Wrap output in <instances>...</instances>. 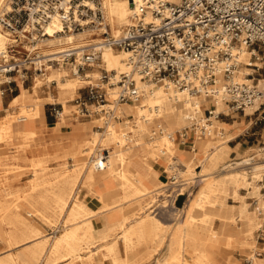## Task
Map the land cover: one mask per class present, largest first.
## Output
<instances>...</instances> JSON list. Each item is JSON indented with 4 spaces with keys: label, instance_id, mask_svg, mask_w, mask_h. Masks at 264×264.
I'll list each match as a JSON object with an SVG mask.
<instances>
[{
    "label": "bare ground",
    "instance_id": "1",
    "mask_svg": "<svg viewBox=\"0 0 264 264\" xmlns=\"http://www.w3.org/2000/svg\"><path fill=\"white\" fill-rule=\"evenodd\" d=\"M85 1V3L95 8L96 3ZM100 1L101 9L105 16L104 24L109 26L108 31L113 36L121 35L124 26L130 23V16L135 10L133 0ZM139 1L140 0H134L136 4H138ZM3 3L4 0H0V8L3 6ZM46 29L53 37L49 38L47 41L45 46L49 48L45 49L44 53L51 56H57L59 52L63 51L64 48L69 45H76L82 48L98 43L100 39V41L103 39L102 36L99 38L101 33H94L96 30L101 32L99 28H93L94 31L89 28L79 33L68 32L56 35L55 32L61 29V24L55 20L49 23ZM9 39L7 33L3 31L0 25V49L6 45ZM255 52L260 57L258 51L256 50ZM235 54H237L239 60L247 61L246 63L250 65L253 64V62L250 61L251 51L245 45L241 46ZM126 58L127 53L124 51L116 52L112 48H105L103 50L102 60L106 68L110 71L126 70L128 68ZM262 63L263 62L257 60L254 65L256 64L261 67ZM56 65H49L48 71L39 78V81L45 80L48 82L56 80L58 90L60 91L56 99H61L66 108L65 98L73 93L76 86L78 84H87L93 80H89V76L84 74L75 76L72 73L73 77L68 78V81L64 82L62 79L69 75V70ZM253 72V68L247 67L246 70H239L236 73V78L250 82L251 78H247L246 75ZM93 73L94 71L92 70L91 72H87L88 75H92ZM0 75L3 76L2 73H0ZM261 84H263V80H261ZM141 85L146 90L144 97L137 102L124 103L122 105L126 113H132L134 115L133 120L125 118L123 121L112 122L107 126L104 132L96 130L90 137L84 138V143L78 139L79 134L73 132L74 137L71 139L72 143L69 146L67 155L76 159L77 163L73 166H67L62 173H56L53 179L43 180V182L50 181V183L53 184V194L51 195L49 193H39L35 195L34 191L37 189V186L41 184L40 182L38 183L37 178L36 183L30 187L31 191L25 196H22V199L27 201L30 208H32L28 216L23 214V208L19 202L9 203L4 201L0 204V210L3 211V216L0 219V236L7 242L8 247L7 250L0 253V264H102L104 259H109V264L140 263L144 260L141 257L143 249L145 250L144 247L155 241H158V244L162 245L165 238L164 232L170 227V224L163 222L154 214V209L147 211L152 205L146 207L143 212H139V215H136L133 209L128 210L125 208L127 202L141 198L153 191H157L156 193L159 196L164 195V197H167L169 195V193L163 189L168 183L163 184V182L158 180L159 172L154 168L153 161L165 164L164 167H166L168 171H173V173L174 171L179 172L180 175L178 176H180V178L184 176V180L186 179L187 181L196 177H202V180L205 181L204 184H206L205 188L208 189V191H202L194 198L190 197V203H187L186 206H184V204L182 205L184 206L183 212L187 211L189 213L188 218L183 222H178L173 228L171 236L168 235L170 236L168 253L165 254L166 256L161 262L159 261L160 264H168L169 259L172 258V261L174 258L177 261L181 260L182 264H191L183 257V251L184 249L193 250L188 244V242L191 243L190 240L193 237L196 239L204 238L203 236L193 233V228L198 226L196 224V214L198 213L197 215L202 217L200 218V223L206 225L212 217L211 213L206 210L210 205L211 194L216 190H220L222 185L227 182H231L236 188H241L245 182L246 171L242 168L224 172L220 177L212 178L210 177L212 172H209L211 169L210 162L202 169L205 173H201L202 170L196 171L190 161L185 158H180V154L183 153L184 150L177 148L175 146L176 140L169 138L167 133L163 136H159L160 142L166 145L168 151L177 152V160L174 162L171 156L169 159H164V162H162L161 159L163 157L156 153L157 148L155 146L158 142L151 139L153 138L151 133L154 132L153 128L156 125L155 119L159 122L168 124L172 129L171 132L175 134L174 130L176 128L179 129L183 127L185 123L190 122L191 113L194 111L196 113L198 111H204L201 105L205 99L203 98L202 100L200 97L192 96L187 90L175 89L174 85L169 80H162L158 83L144 81ZM22 89V92L15 96L10 104V108L18 106V110L10 111L8 110L9 108H6L8 112L0 121L1 141L2 138L4 139V137H7L8 139V136L10 137L11 134L16 132V130L12 129L14 123L19 121L32 122L36 118L43 117L42 103L37 101L28 103V90L24 87ZM208 102L209 101H206V103ZM214 103L215 115L211 116V119L218 118L216 114L225 110L226 107L228 108L225 100L220 97L216 98ZM1 106L2 96L0 91V108ZM64 107L61 115L57 119L58 122L55 124V127L58 129H62L66 124V122H64ZM257 107L258 103L247 107L246 113L254 111ZM158 129H163V131H165V128H163L161 124H159ZM229 130V123L219 119H213L211 121V134L208 135L210 137L198 138V140L195 141L194 151L198 149L203 150L205 152L203 160L214 156L218 157L224 164L228 161L226 150L229 149L230 145L228 142L232 139V137L228 136ZM18 132L25 134L26 137L38 135V131L34 128L23 129ZM145 134H148L150 138L147 139L144 136ZM126 139H129V141L131 140L135 148L133 147L132 149L130 146L124 148L123 146L126 144ZM98 142L105 146L102 149L109 150V154L106 156L108 159H103L102 152L97 153V158L95 160L93 158L91 159L94 150L90 149L89 145L92 144L93 146ZM112 146L114 147L113 149ZM134 149H137L138 153L133 154V157L130 158ZM141 151H143L142 153L144 155L146 153L150 154L152 159H150V161L146 160V158L142 161L136 159L134 156L137 154L139 155ZM163 151L165 150H162V152ZM137 160L139 161L137 162ZM252 163L253 166L250 168L251 171L259 173L264 170V158L255 159V157L232 162L224 165V168L232 164L234 166H240L242 164ZM98 171L100 172L98 173ZM138 174L140 176H138ZM188 174H191V176L185 178ZM82 175L84 181L91 186L98 180L103 179L108 188L107 193H112L116 189L110 188L109 185L118 182V186L122 188L123 192L116 198L117 201L115 202L104 201L103 195H96L100 203L97 207H91L85 199L86 195H79V190H76V185L80 178H82ZM260 175L259 173L258 176ZM144 180H149L150 183L154 185V189L146 186ZM186 182L184 181L182 184ZM159 183L162 184L158 185ZM171 184L174 185L173 182H171ZM49 198H54L55 204L50 205L48 203ZM182 206H177L176 209L179 210ZM49 207L50 211L48 212L46 209ZM108 213H113L116 216L115 222H110L108 220ZM40 215L48 218L47 221L53 223L54 226L55 218L52 217L61 215V221H59L62 225L61 232L59 234L46 232V228L33 218V216ZM102 216H106L105 221L102 219ZM4 224L8 225L7 228L3 227ZM217 231H221V229H217ZM228 238L230 239L231 235H229ZM120 240L124 244L123 254L120 253ZM205 243L207 246L212 244L207 240ZM20 247H23L24 250L19 253L13 252V248ZM140 247H143V249ZM103 248H105V251L102 252V258L97 261L96 254L98 251H102ZM204 257H207L206 252L198 257L197 261H206ZM258 264H260L259 261Z\"/></svg>",
    "mask_w": 264,
    "mask_h": 264
},
{
    "label": "built area",
    "instance_id": "2",
    "mask_svg": "<svg viewBox=\"0 0 264 264\" xmlns=\"http://www.w3.org/2000/svg\"><path fill=\"white\" fill-rule=\"evenodd\" d=\"M72 2L10 0L11 6L0 15V23L12 33H20L32 47L23 52L18 47L21 39L17 35L0 49V73L7 77L6 83H13L17 76L27 80L33 76L32 68L43 73L51 61L69 65L74 75H81L99 62L105 48H112L127 53L128 68H103L97 81L87 83L84 93L73 99L70 115L75 119L100 115L106 124L116 121L124 103L137 102L145 95L142 82L162 80L171 81L174 87L187 90L190 95L221 97L233 111L245 112L258 103L252 113L258 111L257 119H264V78L254 76L250 82L237 79L243 62L235 54L245 45L251 49V57L264 60V0H140L138 4L133 0L131 21L119 36L111 35L104 24L101 4L95 8L87 3L76 4L74 8ZM53 20L61 24L57 33L92 26L101 29L103 39L82 48L69 45L58 56L45 55L37 44L51 36L46 26ZM260 48L261 57L255 52ZM84 75L90 76L86 72ZM62 110L63 106L60 109L53 104L52 114L56 118ZM208 113L197 124L202 135L211 134L210 118L215 113L213 109H208ZM168 137L176 139L172 132ZM170 178L174 184L179 176L174 172Z\"/></svg>",
    "mask_w": 264,
    "mask_h": 264
},
{
    "label": "rangeland",
    "instance_id": "3",
    "mask_svg": "<svg viewBox=\"0 0 264 264\" xmlns=\"http://www.w3.org/2000/svg\"><path fill=\"white\" fill-rule=\"evenodd\" d=\"M87 1H92V2L94 1L96 4L98 3L99 5L101 4L100 0H87ZM85 2H86L85 0H73L72 3L74 8H76V4L82 5ZM10 6H11L10 0H4L3 6H1L0 8V10H2L0 11V15L3 13V11L9 9ZM55 21L59 22L58 20ZM1 26L3 31H5L8 37L10 38L7 41V43L13 42L15 36L19 35L21 39L19 41L20 43L19 42L16 43H19L18 47L23 52L26 51V48L30 49L32 47L31 46L32 44L29 43V41L26 38L22 37L20 33L14 34L8 31V29H6L5 27H3V25ZM89 28H91V30L94 31V29H92V26L86 27V29ZM82 31L81 30L76 31V33ZM94 33L100 34L101 32L96 30L94 31ZM55 34L60 35V34H65V32H60V33L56 32ZM101 36L102 34L99 35V38H101ZM51 37L53 36L48 37V39L46 40H41V42L37 44V48L40 50L41 53L45 54L44 50L49 48L45 45L47 44V41ZM66 48H64V50ZM114 50L116 52L121 51L117 49ZM257 51L261 57L263 54L262 53L263 48H260ZM257 60L259 62H263L261 67L258 65L260 67L259 70H257L256 66H254V63ZM241 61L243 62V64L239 67L238 71L246 70L247 67L254 69L253 74H251L250 76L246 75L247 78H252L254 76L260 79L264 78V60L257 59L255 58V56L252 57L250 56V61L253 62L252 65H247L246 63L247 61L246 62L243 60ZM55 63H56L55 61H51L48 62L47 64L49 65L57 64L56 66H60L62 68L69 70V75L65 76L62 79V81L67 82L68 78L73 77L72 70L69 65H61ZM103 68H106V66L101 57L99 62L94 67L88 68L86 71H84V73L91 72V70L94 71V73L90 75L88 79L93 80L95 82L97 81L99 75H101ZM47 69H44L43 73H45ZM30 72L32 73L33 76H30L27 80L22 81L17 76L16 80L10 84L5 82L6 79L4 74L3 76L0 75V91L3 99L2 107L0 109V118L4 117L7 114L8 110L10 111L18 110V106H14L12 108H9L8 110L6 108L9 107L10 100L15 95L22 92L23 90L22 88L24 86L34 93V94L32 93L33 95H30L28 92V99H29L28 103H33L36 101L44 103L43 109H44L46 124L48 123V126H51V124L55 125L56 121H58L57 120L58 118H56L52 114L53 104H55L56 107L60 109L64 105V102L61 99L54 98L58 96V91H59L57 87V81L53 80L50 83H48L45 80L39 81V78L42 76L41 75L42 73L34 72L33 68L31 69ZM255 81H257V79ZM86 85L87 84L85 83L78 84L74 89L73 93L71 95L69 94L65 98L66 99L65 103L67 107L66 108L64 107L65 110L64 122H66V124L62 127L64 132H61L62 129L57 130L58 132L62 133L59 134L62 136L61 138H56L54 137V135H49V133L53 131L49 127L44 129L45 131L44 133L38 132V135L32 137L29 136L26 137L25 134L17 132L18 126H21L24 123V121H22V122H16L14 123V126H12V129L16 130L15 133L11 134L10 137L8 136V139L7 137H4V139L2 138V141L0 140V201H1L0 204H2V202L4 201L9 203L19 202V204L23 208L22 209L23 214L28 216V213L32 211V208H30L29 203L27 201L22 199V196H25L28 192L31 191L30 187L36 183L37 178H38V183L40 182L41 184L38 185L37 189L34 191L35 195L39 193H49L50 195L53 194V188H52L53 184H51L50 181L43 182V180L53 179L56 173L58 174L62 173V171L65 168H67V166L69 165L73 166L75 163H77L76 159L71 158L69 155H67L72 140L68 139V137L65 136L69 134L70 129H72L73 123L87 122L86 124L89 126V128L86 131L79 134L78 137V139L84 143V138L90 137L93 134V132L96 130L100 132H104L107 126L112 122L123 121L125 118L133 120L134 115L132 113H126L123 107H122L121 117L118 120L111 121L108 124L104 123V120L100 117V115H94L93 117L84 118V119H75L72 115H70L71 110L74 108L73 99L76 98L81 92L84 93L86 89L85 88ZM33 86H35V88ZM175 89L183 90L176 87ZM49 91L54 95V97L47 99L46 95H48ZM111 95L112 93H110L109 98L113 97V95L112 96ZM192 96L200 97L202 98V100L203 98L205 99L201 105L202 110L204 111L203 112L198 111L197 113L194 111L193 113H191L192 116L189 123H185L183 127L179 129L176 128L174 130L175 132L174 135L176 137L175 146L179 149L184 150V152L180 154V158L191 159L194 157V155L197 152L196 158L191 162L193 164V167H195L196 171H200L203 169L204 166H206L210 162L209 164L211 169L209 170V172H212L210 174V177L212 178H218L224 172L234 171L242 168H244V171L246 172H245V182L241 188H236L231 182H227L222 185L220 190H216L213 194H211L210 203H209L210 205L206 208V210H208L211 213L212 217L210 218L209 222L206 225L200 223L201 220L200 218L202 217L197 215L198 213L197 214L195 213L197 216L196 224L198 226L193 228V233L203 236L204 238L196 239L193 237L190 240L191 243L188 242L189 246L192 247L193 252L191 250L184 249L183 257L186 258V260L191 264H203V263L204 264H224V263L225 264H255V263L258 264V261L260 262V264H263V260H257L256 256H260V257L264 256V170L262 172H259L261 175L258 176L259 173L251 171L250 169L253 166V163L242 164L240 166H234L232 164L226 168H224V165L230 164L235 161H242L250 157H255V159L264 158V119L263 120L257 119L259 117L258 111L255 113H252L253 111L248 113H246V111L245 112L233 111L232 109H230L228 105V108L226 107L225 110L220 112L218 118H213L214 120L219 119L230 124V130L228 132V136L232 137V139L229 140L228 143L230 147L229 149L226 150L228 154V161L223 164V162L220 161L218 157H214V156L210 157L209 159L206 158L203 160V158L205 157V152L201 149L194 151L195 141L198 140V138H207L210 136L202 135L199 132L200 127L197 126V124L200 121H202L203 118L209 116L208 109H213V110L215 109V103H214L215 99L214 97L204 96V95L202 96L192 95ZM206 101L209 102L206 103ZM213 119L210 118L211 121ZM155 120H156L155 121L156 125L153 128L154 132L151 131L152 132L151 135L153 136V138L151 139L156 140L158 142L155 146L157 148L156 153L158 155L160 154L163 156H167L165 159H169L172 156V160L176 162L177 152L168 151L166 145L161 144L159 137L165 135L166 133L168 134L169 132L172 131V129L171 127L168 126V124L159 122L157 121V119ZM39 121L40 119L36 118L35 120H33V123L37 122L38 125ZM159 124H161V126L165 128V131L163 133L159 132L158 129ZM66 130L69 131L66 132ZM155 131L157 134L155 133ZM144 136L147 139L150 138L148 134H145ZM133 144L134 143L131 142V140L129 141V139L128 140L126 139V144L123 147L126 148L130 146V148L133 149L134 147ZM104 147L105 146L102 145L100 142H98L96 145L93 146L92 144H90L89 148L94 150L91 159L93 158L95 160L97 158L96 155L98 152L100 153L102 152L101 153L102 156H104L105 154L108 155L109 150L102 149ZM26 148L28 151L26 150ZM113 148L114 147L112 146V149ZM162 150H165L166 154L163 153ZM142 152L143 151H141L139 155L137 154L134 157L141 161L144 160V158H146V160L149 161L150 159H152V157H150V154L146 153L144 155ZM136 153H138V150L134 149L132 152V156H130V158H132L133 154ZM26 154L30 155L31 158L28 159L26 157ZM139 160H137V162ZM161 161L164 162V158H162ZM152 163L154 165V168L159 172L158 180L163 182V184L168 183V185L163 189H165L167 193H169V195L167 197L166 196L164 197V195L159 196L156 193L157 191H153L144 195L141 198L127 202L125 204V208H127L128 210L133 209V212H135L136 215H139L138 214L139 212H143L146 207L152 205L147 211H150V209H154V214H156L163 222L170 224V227L166 232H164L165 238L162 245H159L158 244L159 242L155 241L153 243L148 244V246L144 247L145 250L143 249V247H140L141 249H143V253L141 257L144 260H142L140 263L137 264H160L161 260H163L164 257L166 256L165 254L168 253V243L173 228L178 224V222H183L188 218L189 213L187 211L183 212L184 206H186L187 203H190L189 200L190 197L194 198L202 191L204 192L208 191V189L205 188L206 184H204L205 181L202 180V177H196L194 179L187 181L186 179L184 180L183 178L184 176H182L181 178L179 176L178 182L172 185L170 176L173 173V171H168L166 167H164L165 164L161 162L153 161ZM99 172L100 171H98V173ZM202 172L204 171L202 170L201 173ZM176 173L180 175L179 172ZM138 176L140 175L138 174ZM190 176L191 174H188L185 176V178ZM184 181L187 182L182 184V182ZM79 183L80 182L78 181L77 184ZM144 183L149 188L154 189V185L150 183L149 180H144ZM161 184L162 183H159L158 185ZM109 187L116 188L112 192L113 198H115L112 199V201L115 202L117 201L116 198H118L120 194H122L123 190L121 187L118 186V182L111 183ZM79 189H81V191ZM76 190H79L78 193L79 195L81 194L84 195L85 193H87V195L85 194L86 197L89 196V194L95 195V192L92 189L90 190L85 186L82 187L81 185H78ZM181 196H183L182 200H181ZM48 203L50 205L55 204V199L49 198ZM183 204L184 206H182ZM229 204L236 205L233 213L231 210L232 208L229 206ZM242 204H244L246 211L243 210V212L240 213L239 206L237 205H242ZM177 206H182V208L177 210L176 209ZM46 210L49 212L50 207ZM2 216H3V211L0 210V219L2 218ZM33 218L36 219L44 228H46V232L52 234H59L62 230V225L59 222L61 221V215L52 217L55 218L54 219L55 226L53 225V223L47 221L48 218L43 217L42 215L33 216ZM102 219L105 221L106 216H102ZM7 226H8L7 224H4L3 227L7 228ZM217 229H221V231H217ZM230 231H232L233 236L231 235V238L229 239L228 236L230 234L226 232H230ZM206 240L211 242L212 244L207 246L205 243ZM190 244H192L193 246ZM7 248H8L7 242L0 236V252L6 250ZM119 248H120V253L123 254L124 244L121 240L119 241ZM13 250L16 253H19L23 251L24 248L20 247ZM103 251H105V248H103L102 251L100 250L97 252L96 254L97 261H99L102 258L101 255ZM205 252L207 253V257H204V260L206 261L203 262L197 261L198 257L202 256V254ZM171 259H169L168 264H182L181 260L180 261L178 260L179 261L178 262L174 258L172 261ZM109 263H110L109 259H104L102 262V264H109Z\"/></svg>",
    "mask_w": 264,
    "mask_h": 264
},
{
    "label": "crops",
    "instance_id": "4",
    "mask_svg": "<svg viewBox=\"0 0 264 264\" xmlns=\"http://www.w3.org/2000/svg\"><path fill=\"white\" fill-rule=\"evenodd\" d=\"M47 71H48V69H47ZM46 71V72H47ZM45 72V73H46ZM44 73H42L41 75H43ZM5 79H7L6 77H5ZM53 80H51V81H48V83H50V82H52ZM56 81V80H55ZM2 82V81H1ZM3 83V82H2ZM24 87V86H23ZM34 88H35V86H33ZM33 87H32V89H33ZM49 87V86H48ZM24 88H26L27 90H28V92H29V94L30 95H33L34 93L31 91V90H29L27 87H24ZM33 93V94H32ZM59 91H58V96H59ZM20 94V93H19ZM19 94H17V95H19ZM17 95H15V96H17ZM2 96V95H1ZM14 96V97H15ZM50 96H53L54 97V95L52 94V93H50V91L48 92V95H46V98L47 99H50L51 97ZM57 96V97H58ZM13 97V98H14ZM57 97H54V98H57ZM13 98L10 100V103H9V107H7V108H10V104H11V101L13 100ZM2 102H3V99H2ZM44 103H42V105H43ZM2 107V106H1ZM63 107H64V105H63ZM12 108V107H11ZM1 109V108H0ZM1 118H3V117H1ZM1 118H0V120H1ZM40 119V121H39V123H38V125H37V122H34L33 123V121L32 122H29V121H24V123H23V125H21V126H18V129H17V132L18 131H22L23 129H35L36 131H38L39 133H44L45 131H44V129H46V128H51L53 131H51L50 133H49V135H54V137H56V138H61L62 136L61 135H59V134H62L61 132H64L63 131V129H62V131L61 132H58L57 130H58V128L57 127H55V125H53V124H51V126H48V123L46 124V120H45V115H44V109H43V117L42 118H39ZM19 122H22V121H19ZM42 122V123H41ZM56 122H58V121H56ZM77 122V121H76ZM87 122H79V123H73L72 124V129H70V132H69V134L68 135H65L66 137H68V139H72L73 137H74V133L73 132H76L77 134H81L82 132H84V131H86L88 128H89V126L86 124ZM22 129V130H21ZM69 130H66V132H68ZM232 147V146H231ZM163 153H165L166 154V152L165 151H163ZM192 153V152H191ZM164 154V155H165ZM164 159L167 157V156H163V155H161ZM26 157L28 158V159H30L31 158V156L30 155H28V154H26ZM196 158V154L194 155V157L193 158H191V159H187L188 161H190V162H192L194 159ZM104 175V174H103ZM81 180V181H80ZM79 180V184H77L76 185V189H77V187H78V185H81L82 187H87L88 189H92L94 192H95V195H103V200L104 201H108V202H112V199H113V195H112V193H107V191H108V188H107V185L105 184V182H104V180L103 179H100V180H98L97 182H95V183H93V185L91 186L89 183H87L86 181H84V179H83V177L81 178ZM80 191H81V189H79ZM105 192V193H104ZM86 195H87V193H85ZM95 195H90L89 194V196H85L86 198V200H87V202L89 203V205L91 206V207H97V205L100 203V200H99V198L97 197V196H95ZM229 206L232 208L231 210H232V213L234 212V208H235V206L236 205H234V204H229ZM237 206H239V212L240 213H242L243 212V210H245L246 208H245V206H244V204H242V205H237ZM246 211V210H245ZM107 217H108V220L110 221V222H115L116 220V216L113 214V213H108L107 214ZM233 230V229H232ZM226 233H228V234H230V235H232V231H230V232H226ZM233 236V235H232ZM13 249H16V248H13ZM7 250V249H6ZM5 251V250H4ZM3 252V251H2ZM13 252H15L14 250H13ZM1 253V252H0ZM257 258V260H263V264H264V256H257L256 257ZM256 264V263H255Z\"/></svg>",
    "mask_w": 264,
    "mask_h": 264
},
{
    "label": "water",
    "instance_id": "5",
    "mask_svg": "<svg viewBox=\"0 0 264 264\" xmlns=\"http://www.w3.org/2000/svg\"><path fill=\"white\" fill-rule=\"evenodd\" d=\"M183 199V196H181V200ZM181 202V201H180Z\"/></svg>",
    "mask_w": 264,
    "mask_h": 264
}]
</instances>
